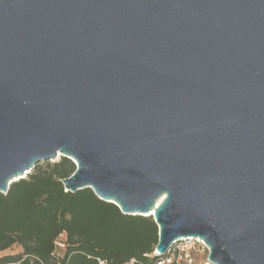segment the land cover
<instances>
[{
  "label": "water",
  "instance_id": "95a60500",
  "mask_svg": "<svg viewBox=\"0 0 264 264\" xmlns=\"http://www.w3.org/2000/svg\"><path fill=\"white\" fill-rule=\"evenodd\" d=\"M58 153L157 254L264 264V0H0V192Z\"/></svg>",
  "mask_w": 264,
  "mask_h": 264
},
{
  "label": "trees",
  "instance_id": "16d2710c",
  "mask_svg": "<svg viewBox=\"0 0 264 264\" xmlns=\"http://www.w3.org/2000/svg\"><path fill=\"white\" fill-rule=\"evenodd\" d=\"M76 166L61 156L37 163L0 192V264H154L158 226L152 216L124 214L91 188L65 191L61 179ZM180 264H184L182 260Z\"/></svg>",
  "mask_w": 264,
  "mask_h": 264
},
{
  "label": "built area",
  "instance_id": "2783aa9c",
  "mask_svg": "<svg viewBox=\"0 0 264 264\" xmlns=\"http://www.w3.org/2000/svg\"><path fill=\"white\" fill-rule=\"evenodd\" d=\"M193 241H196V239L180 238L174 241L172 245L164 253L166 254V256L155 261L154 264H180L182 260L184 261V264H187V263L191 264L192 260L190 257V249H191V243H193ZM153 254L159 255L156 253V251H154ZM97 261H98V264H107L104 260L97 259ZM125 264H142V263L134 259H131L129 262Z\"/></svg>",
  "mask_w": 264,
  "mask_h": 264
},
{
  "label": "rangeland",
  "instance_id": "374dc122",
  "mask_svg": "<svg viewBox=\"0 0 264 264\" xmlns=\"http://www.w3.org/2000/svg\"><path fill=\"white\" fill-rule=\"evenodd\" d=\"M60 157L61 156L59 155L56 158H52L51 161L49 162L58 161ZM44 162L46 161L39 162V163H44ZM201 241H198L196 239V241H193V243H191V249H190V257L192 260L191 264H213L207 258L208 252H209L208 248L205 246V243L203 242V240ZM20 250L21 248L19 246L14 245L6 250L0 251V257L6 254H16Z\"/></svg>",
  "mask_w": 264,
  "mask_h": 264
},
{
  "label": "bare ground",
  "instance_id": "6f19581e",
  "mask_svg": "<svg viewBox=\"0 0 264 264\" xmlns=\"http://www.w3.org/2000/svg\"><path fill=\"white\" fill-rule=\"evenodd\" d=\"M60 153H58L57 156H59ZM26 176V175H25ZM186 238H194V239H197L198 241H201L202 239H200L199 237H184L183 239H186ZM202 242V241H201ZM204 242V241H203ZM205 243V242H204ZM206 247H208L206 244H205Z\"/></svg>",
  "mask_w": 264,
  "mask_h": 264
}]
</instances>
